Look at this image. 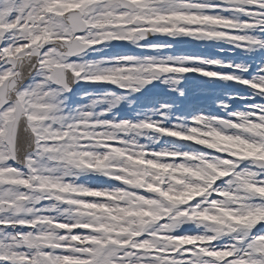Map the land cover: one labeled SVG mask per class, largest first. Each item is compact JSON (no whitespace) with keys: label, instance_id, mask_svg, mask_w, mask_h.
<instances>
[{"label":"snow or ice","instance_id":"6c2138e0","mask_svg":"<svg viewBox=\"0 0 264 264\" xmlns=\"http://www.w3.org/2000/svg\"><path fill=\"white\" fill-rule=\"evenodd\" d=\"M193 15L226 25L211 30L210 39L227 33L237 48L264 50V0H0V264H264V218L240 220L264 214V159L199 148L152 150L138 142L155 134L192 143V133L204 127L207 134L240 137L264 148V104L232 111L222 100L217 106L227 118L198 113L178 116L172 124L171 104H160L140 120L107 121L100 119L104 113L84 109H77V116L65 115L62 96L71 91L72 80L110 82L135 93L165 76L163 82L183 96L179 84L184 74L197 72L246 85L264 99V63L253 67L210 57L156 55L121 56L87 72L77 68L69 81L55 83L62 87L48 104L46 124L58 134L45 139L35 130L36 112L27 103L37 93L53 92L49 76L55 69L46 65L69 37H80L82 47L91 49L127 41L160 52L170 45L143 42L150 36L199 38L187 31L192 25L177 24ZM122 21L127 23L105 27ZM66 63L71 69L73 63ZM27 79L32 83L26 84ZM121 99L116 96L113 106ZM89 125L123 131L101 146L81 138L92 133ZM84 153L91 154L84 157L87 164L74 167V154ZM114 154L119 159H112ZM58 168L102 175L121 186L71 183L59 178ZM184 173L205 177L189 180L202 185L198 190L203 193L191 203L174 199L189 186L181 183L189 179ZM69 193L79 195L68 198ZM225 206L238 210L229 215L232 220L218 219ZM181 222L200 224L203 230L181 232ZM209 222L214 223L205 227Z\"/></svg>","mask_w":264,"mask_h":264},{"label":"rangeland","instance_id":"374dc122","mask_svg":"<svg viewBox=\"0 0 264 264\" xmlns=\"http://www.w3.org/2000/svg\"><path fill=\"white\" fill-rule=\"evenodd\" d=\"M230 13L225 12L224 15L228 16ZM246 19V18H245ZM196 22H193V21ZM126 21L120 23H109L105 27L116 28L121 24H126ZM190 24L192 27L188 28L187 31L199 34V38L196 37H179L171 38L167 36H161L159 40L147 41L143 43H156L163 45H170V47L163 48L160 52H156L149 48L136 47L134 44L127 41H112L106 44L98 45L94 48H89L83 55L77 57H69L68 60L72 63H84L89 62L90 68L88 71L94 70L97 66H103V61H110L114 58L121 56H199V57H210L213 59L223 60L225 62H235L241 64H249L253 67L264 63V50H258L249 52L237 48L232 45L229 41L227 33H224L221 38H208V33L217 28H224V24H214L211 20H204L202 17L193 15L191 20H179L177 24ZM200 25V27H196ZM264 35V34H261ZM82 44L80 37L75 39ZM73 39L69 37L66 42H71ZM104 66H111L105 64ZM71 72L72 70L69 69ZM124 73H121L123 75ZM136 76L143 77L144 74ZM36 79L42 80L43 77L37 76ZM167 76L162 77L161 80L153 81L151 84L145 86L140 92L129 93L125 89H121L118 85H114L110 82H88V81H77V90L75 93H62L65 98V115L77 116V109H84L92 111L93 113H104L100 117L101 120L114 121V120H140L146 114L151 113L154 109L158 108L160 104L166 103L171 104L172 116L169 123H177L176 117L186 116L191 118L193 115L198 113H204L212 115L218 118H227V114L220 110L217 106L219 101L227 100L231 105L232 111H243L246 107L253 104H264V99L259 96H254L249 90L248 86L240 84L236 81H225L220 79H212L204 77L201 73L190 72L184 74L183 80L180 82L179 87L183 89L184 95L181 96L179 92L174 91V85L164 83ZM32 83L30 79L26 84ZM60 87L51 84L52 90H58ZM116 96H122L123 99L113 106V102ZM229 96L238 97L235 100H228ZM93 101H96L93 107ZM89 128L93 135L86 136L82 135V139H92L101 143H104L109 139H114L120 134V130L112 129H98L92 125ZM114 133L111 137L107 133ZM127 134V133H126ZM194 142L179 141L171 137H158L155 134L143 136L139 139V143L147 146L152 150H159L161 148H175L180 151H189L199 148L203 151H226L232 154L243 156L238 148L230 146L225 142H220L216 149H208V142L216 143L213 137L209 136L206 129L202 127L195 133H192ZM204 140L205 145H200L198 141ZM75 155V154H74ZM115 155V154H114ZM119 159V158H117ZM87 164V161L84 162ZM67 168V165L64 166ZM108 167L119 168V163H110ZM171 171V170H170ZM194 171V170H193ZM77 173L75 171H72ZM189 179L181 181L182 184L189 185L188 188L183 189V194L174 196V199L191 203L199 199L203 194L198 190L196 184H191L189 180H203V175H192L191 173H184ZM218 175V173H217ZM71 177H76L75 180H71ZM65 178L69 179L71 183L86 184L93 188L99 187H120L119 182L110 180L107 177L96 174H82L68 175ZM197 191H192V189ZM79 193H69L68 198ZM96 211H100L97 209ZM87 209L84 210L83 216L89 215ZM163 219V217H161ZM233 217L228 216L225 220H232ZM158 222V221H157ZM239 222V221H236ZM257 225L256 227H258ZM188 230L190 232L202 231L201 227L197 225L185 224L180 229L181 232ZM226 241H221L224 243Z\"/></svg>","mask_w":264,"mask_h":264},{"label":"clouds","instance_id":"9594fccd","mask_svg":"<svg viewBox=\"0 0 264 264\" xmlns=\"http://www.w3.org/2000/svg\"><path fill=\"white\" fill-rule=\"evenodd\" d=\"M204 20H207V18H203ZM193 22H196L195 20ZM230 42V41H229ZM82 47L81 42L77 40H73L70 43L65 42L63 45H61L60 50L56 52V59L52 61L51 65H46L47 67H51L55 69V75L49 76V80L51 83H57L58 80H64L65 82L69 81L71 77L69 76L68 70L70 69L67 65L68 58L73 53V50L76 48ZM66 49V50H65ZM79 69L81 72H87L90 68L89 62L84 63H73V66L71 67L72 72H75L76 69ZM75 80H72V83H75ZM55 90L50 93H43V95H40L37 93V95L33 98H30L27 103L32 106L36 112V121H35V130L37 131V134L41 139L49 138L52 136H56L58 134V129H54L51 124H46V120L50 119L47 107L50 103L51 99L53 98ZM45 97L48 99L46 100ZM54 123H60V121L56 120ZM120 131H123V129H120ZM264 131V130H262ZM89 136L92 135V133H88ZM108 136L114 135V133H107ZM209 136L213 137V140L216 141V143L208 142V145L216 144L218 145L220 142H225L229 144L230 146L238 148L245 156H256L258 158L264 159V148H257L253 144H250L246 142L245 140L241 139L240 137H234V136H226L219 133H209ZM60 149H57L59 151ZM179 150V149H178ZM89 153H84L83 155H74L73 158V166L76 168L81 167V163H84V157L90 156ZM94 155L99 156L100 153L97 152ZM112 159H117L118 157L113 155L111 157ZM79 160L80 163H77L76 161ZM42 167L47 168V163L42 162ZM56 171L59 173V178L63 179L65 176L68 175H77V173H74L71 171V169H56ZM192 191H197V189H192ZM219 220H223L229 215H236L238 214V210L231 209L227 206L220 208L219 210ZM209 215H214V213L209 212ZM264 218V214L260 215H246V216H240L241 221L245 222H251L255 223L258 222L259 219ZM203 223V221H202ZM214 222H209L208 224L204 225L205 227H209ZM180 227L183 226V222L179 225ZM201 225L198 224L197 227H200ZM55 239V236L52 237Z\"/></svg>","mask_w":264,"mask_h":264},{"label":"water","instance_id":"95a60500","mask_svg":"<svg viewBox=\"0 0 264 264\" xmlns=\"http://www.w3.org/2000/svg\"><path fill=\"white\" fill-rule=\"evenodd\" d=\"M160 37H161V36H150V37H148V39H147L145 42H147V41L159 40ZM68 43H70V42H68ZM88 49H89V48H85V47L76 48V49L73 50V53H72V55H71L70 57H77V56L83 55ZM65 50H66V49H65ZM68 73H69V76L72 74V72H71L70 70H68ZM137 73H138L139 75L144 74L143 72H137ZM29 80H30V79H27V80L25 81V83H27ZM53 84L56 85L55 83H53ZM56 86H58V85H56ZM58 87H62V86H58ZM70 88H71V91L68 92V93H75L76 90H77V82L72 83V84L70 85Z\"/></svg>","mask_w":264,"mask_h":264}]
</instances>
